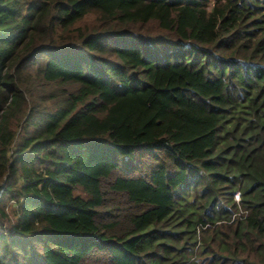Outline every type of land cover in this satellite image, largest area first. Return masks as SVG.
<instances>
[{
	"label": "trees",
	"instance_id": "trees-1",
	"mask_svg": "<svg viewBox=\"0 0 264 264\" xmlns=\"http://www.w3.org/2000/svg\"><path fill=\"white\" fill-rule=\"evenodd\" d=\"M0 264H264V0H0Z\"/></svg>",
	"mask_w": 264,
	"mask_h": 264
},
{
	"label": "rangeland",
	"instance_id": "rangeland-1",
	"mask_svg": "<svg viewBox=\"0 0 264 264\" xmlns=\"http://www.w3.org/2000/svg\"><path fill=\"white\" fill-rule=\"evenodd\" d=\"M146 33L148 34V35H151V36H160L161 35V33H160V30L158 29V27H155L154 25H151V26H149L148 27V29H147V31H146ZM240 195V193H236L235 195H234V199H235V202L237 203V202H239L241 199H240V197L238 198V196ZM237 204H239V203H237ZM240 216V214H235L234 216H233V218H235V217H239ZM203 243V242H202Z\"/></svg>",
	"mask_w": 264,
	"mask_h": 264
},
{
	"label": "built area",
	"instance_id": "built-area-1",
	"mask_svg": "<svg viewBox=\"0 0 264 264\" xmlns=\"http://www.w3.org/2000/svg\"><path fill=\"white\" fill-rule=\"evenodd\" d=\"M240 197V195L238 196V198Z\"/></svg>",
	"mask_w": 264,
	"mask_h": 264
}]
</instances>
